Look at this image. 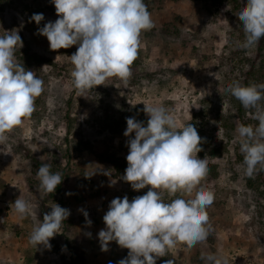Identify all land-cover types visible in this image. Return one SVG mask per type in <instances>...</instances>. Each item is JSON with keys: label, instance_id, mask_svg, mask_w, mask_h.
Listing matches in <instances>:
<instances>
[{"label": "rangeland", "instance_id": "obj_1", "mask_svg": "<svg viewBox=\"0 0 264 264\" xmlns=\"http://www.w3.org/2000/svg\"><path fill=\"white\" fill-rule=\"evenodd\" d=\"M244 4L246 0H238L237 8L223 3L214 9L203 0L146 3L155 26L140 34L127 83L108 78L80 94L67 57L77 46L51 50L47 38L38 34V28L58 18L50 0L0 2V34L18 30L23 47L54 62L26 68L44 81V91L31 116L6 132L8 139L0 146V264H118L127 257L128 250L115 241L101 250L102 218L112 199L127 196L131 201L148 186L133 190L121 179L125 171L116 172L99 155L126 159V142L134 137L123 135L126 118L148 120L143 108L149 104L162 105L178 123L189 121L196 127L202 141L198 156L208 164L201 183L215 194L206 209L211 226L207 240L192 247L178 243L156 258V264H206L202 253H215L226 264H264V197L247 185L243 154L235 142L239 101L225 89L233 81L264 83L257 74L256 45L239 47L244 32L237 13ZM33 14H43L44 20L37 25L30 20ZM22 48L15 53L20 63ZM246 115L253 119L254 114ZM30 155L48 163L60 161L67 173L64 203L56 204L70 215L50 239V248L28 243L34 222L30 217L20 220L12 207L17 198L29 200L42 219L54 204L38 189Z\"/></svg>", "mask_w": 264, "mask_h": 264}, {"label": "clouds", "instance_id": "obj_2", "mask_svg": "<svg viewBox=\"0 0 264 264\" xmlns=\"http://www.w3.org/2000/svg\"><path fill=\"white\" fill-rule=\"evenodd\" d=\"M50 3L58 18L38 28V34L47 38L51 50L77 46L76 52L66 56L73 65L71 76L78 93L104 85L108 78L127 83L138 56L140 34L155 26L145 0ZM237 16L244 32L239 47L250 49L264 38V0H246ZM30 20L39 25L44 17L33 14ZM224 24L231 30L227 20ZM22 47L18 30H3L0 34V146L8 139L6 132L31 116L36 98L44 91V81L17 60L16 50ZM225 89L252 111L257 121L256 125L241 123L236 129L235 142L243 154V171L251 177L258 169L264 170V83L244 85L233 81ZM49 103L53 101L50 99ZM143 111L148 116L146 124L135 117L126 118L123 135L134 133V137L126 142L127 167L121 179L133 190L148 186V191L131 201L127 196L112 199L102 218L105 228L98 232L102 251H107L112 241L128 250L127 257L118 264H156V258L164 257L168 249L178 243L188 247L202 243L211 231L206 209L214 202L215 194L201 183L208 164L198 156L201 136L196 127L189 121L178 123L162 105H144ZM36 177L38 189L45 194L54 193L64 178L59 172H52L48 163L38 168ZM12 207L20 220H33L28 243L35 248H50V239L70 215L69 209L54 203L39 219L38 206L23 198H17ZM87 223L90 225L91 221ZM201 259L206 264H226L215 253H202Z\"/></svg>", "mask_w": 264, "mask_h": 264}, {"label": "trees", "instance_id": "obj_3", "mask_svg": "<svg viewBox=\"0 0 264 264\" xmlns=\"http://www.w3.org/2000/svg\"><path fill=\"white\" fill-rule=\"evenodd\" d=\"M5 1L6 0H0V2H5ZM153 1L154 0H145V3H151ZM158 1L161 5L164 2L175 1V0H158ZM203 1H209V5L213 6L214 9H217L223 3L232 4L233 8H237L236 3L238 2V0H203ZM19 52H21L20 56L22 59V64L25 68L38 67L40 64H44V63H46L48 65H54V62L51 59L43 57V56L39 55L38 53L31 52L29 47L26 45ZM255 57H256V61H260L258 64L257 74L259 75V77L264 79V38H262L259 41V43L256 45ZM254 67H255V64L252 65V69L247 73L248 76H250V73L253 72ZM262 103H264V101H262ZM237 111H238V122H239V124L242 123L245 125H255V123H257V121H255L254 119H252L246 115L247 112H249L250 114H254V113L248 109H245L241 105L240 102L238 104ZM135 119L137 121L144 122L145 124L147 122V119L144 117H140V118L135 117ZM201 143H202V141H201ZM66 155H68V154L66 153ZM30 158L32 160V166L35 169V171H34L35 173H37L38 168L43 163H48L46 161L39 160L34 155H30ZM99 159L113 165L114 170L118 173L125 171V169L127 167L126 159L122 160L120 158H116V157L109 155V154L99 155ZM48 164L50 165V170L52 172H54V173L59 172L62 175V177L64 176V178H63L61 184L58 185V187L56 188L54 193L45 194V201L62 204V203H64V201L62 199L63 198V182L67 178L66 169H65V167H63L61 162L57 161V160L53 163H48ZM209 167L211 169L214 168L213 165H210ZM247 185L251 189L255 190L260 196L264 197V170L258 169V171L256 173H254V177H248ZM64 222H66V221H64ZM163 260L165 262H168L167 260H165V258L161 259L162 262H163ZM163 264H164V262H163Z\"/></svg>", "mask_w": 264, "mask_h": 264}]
</instances>
